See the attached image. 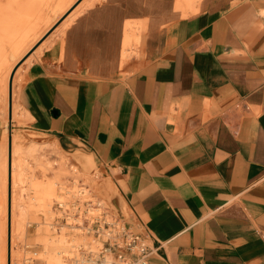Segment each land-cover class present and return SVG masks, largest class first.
Returning a JSON list of instances; mask_svg holds the SVG:
<instances>
[{
	"label": "crops",
	"instance_id": "0c3cea01",
	"mask_svg": "<svg viewBox=\"0 0 264 264\" xmlns=\"http://www.w3.org/2000/svg\"><path fill=\"white\" fill-rule=\"evenodd\" d=\"M175 4L79 2L21 60L17 126L100 173L148 264H264V0Z\"/></svg>",
	"mask_w": 264,
	"mask_h": 264
},
{
	"label": "rangeland",
	"instance_id": "374dc122",
	"mask_svg": "<svg viewBox=\"0 0 264 264\" xmlns=\"http://www.w3.org/2000/svg\"><path fill=\"white\" fill-rule=\"evenodd\" d=\"M60 1H64V6H67L66 10H63L64 6L58 5ZM81 1L82 0H0V50L6 56L7 66L14 65V69L18 66L14 76L15 79H13V88L19 82L22 71V69L20 68V63L24 56L38 42H42L46 34H48L53 29V26H56L59 21L67 13L74 9L76 5ZM13 17H17L21 21L10 23V18ZM27 20L30 21V24L27 22ZM131 22L133 23L135 21L132 20ZM23 23H28L30 26H32V35L23 46L22 51L16 52L14 48L9 45L8 40L12 36L11 33L13 32V30L24 27L25 24ZM139 32L141 33V30H132V32L129 33V35H126V38L124 39L126 41V44L129 43L131 45L129 48V57L126 60V63L129 62L132 56H136L138 58L140 55ZM139 66V63H133L131 65V68L132 70H134ZM1 104L2 103H0V141L3 135L7 134L9 154L10 138L12 139L13 137L15 140H18V142L23 145V147L27 151L33 153L32 155H43L44 161H49L50 165L56 169L60 168L63 172L62 181L64 184L58 183L56 185L55 195L50 202V211H47V208L43 206L44 204L39 202L36 188L32 186L29 187L26 196L28 202L34 208L35 216L38 218H42L44 222L47 221L48 223H32V225L28 227L27 233L23 236V240L16 243L14 242V240L16 239L15 234L13 232L12 237L11 230V164H9L8 167L6 180L3 173L0 172V264H10L11 252L13 253L11 264H37L41 262L37 260V257L43 253L44 244L47 241V238L50 236L55 238L59 237L60 235H65L71 239H81L80 241H83L81 245L88 244L93 240L90 235L77 234L76 232L71 231L66 226L59 230L57 229L55 224L56 222H60L54 210V202L58 198V195L63 194L64 192V190L61 188V185L67 187L69 185H72L73 183L75 184L77 180L78 185L75 184V187H78L79 184L80 186L88 187L93 193H91L92 195L88 194L90 199L95 197V200H103L104 203L109 206L108 201L104 200L105 198L101 196L100 189L98 188V184L101 182L100 173L97 171H95L94 174L83 172L78 166L70 161V158L65 153H63L57 142L49 141L50 136L48 134L30 130L27 131L21 127H18V120L16 115L14 121H10V111L8 122V118L5 115L4 110H2ZM2 155V152H0V159H2ZM32 173L33 175L35 174V176L37 177L36 179L43 178L44 176L43 172L41 171H34ZM36 201L38 203H41L42 205L40 204L36 206ZM11 240L13 241L12 250ZM79 244H74L73 246L71 245L67 247L68 251L71 250L72 247L80 246ZM61 247L62 246L57 245L55 250L60 251ZM17 252L21 253V258L19 260L15 259V254Z\"/></svg>",
	"mask_w": 264,
	"mask_h": 264
},
{
	"label": "bare ground",
	"instance_id": "6f19581e",
	"mask_svg": "<svg viewBox=\"0 0 264 264\" xmlns=\"http://www.w3.org/2000/svg\"><path fill=\"white\" fill-rule=\"evenodd\" d=\"M197 1L198 0H176L175 11H179L182 16H188L197 10ZM58 5L64 6V1H60ZM66 8L67 6H64L63 10H66ZM10 19V23H14L15 21H21L17 17H13ZM28 20L27 22L30 24V21ZM132 20L128 21L126 35H129L132 30L136 31L137 27H139L137 28V30L140 29L139 25H137L135 22H131ZM28 23H23L25 24L24 27L13 30V32L11 33L12 36L8 40L9 45L13 47L16 52L22 51L23 46L32 35L33 28ZM130 46L131 45L129 43L126 44V41L124 40L121 54L119 55L120 63L128 59ZM13 69L14 65L7 66L6 56L0 50V103H2V110H4V113L8 118V122L10 90L9 82ZM14 118L15 115L13 114L12 118H10V121H14ZM7 137V134H4L0 141V152H2L3 154L2 159H0V172L3 173L6 180L8 167L9 164H11V230L12 237L13 232L15 234L16 241L14 240V242L17 243L23 240V236L27 233L28 227H30L32 223H48L47 221L44 222L42 218H38L35 216L34 208L27 200V190L30 186L36 188L39 197V202L44 204L43 206L47 208V211H50V202L53 199V196L55 195L56 185L58 183L64 184L62 181L63 172L60 168L56 169L51 166L49 161H44L43 155H32L33 153L27 151L23 147V145H21L18 140H15L13 137L12 139L10 138V141L12 142V151H10V155L8 151ZM34 171L43 172V178L36 179L37 177L35 176V174L33 175L32 173ZM75 184L78 185L77 180ZM61 186V188L66 187L63 185ZM79 190L81 191L82 198L84 197L90 199L88 194H91L92 191L88 187H80ZM60 197L61 194L58 195V198ZM92 199L95 200V197H93ZM41 203H38L36 201V206L40 205ZM80 240L81 239L78 238L71 239L65 235H60L59 237L55 238H53L52 236L48 237L47 241L44 244L43 253L37 257V260L41 262L37 264H63L64 253H68L70 251H68L67 247L79 243V245H81L83 241ZM12 243L13 241L11 240V250ZM57 245L62 246L60 251L55 250ZM20 258L21 253L17 252L15 254V259L19 260ZM12 259L13 253L11 252V260Z\"/></svg>",
	"mask_w": 264,
	"mask_h": 264
},
{
	"label": "built area",
	"instance_id": "2783aa9c",
	"mask_svg": "<svg viewBox=\"0 0 264 264\" xmlns=\"http://www.w3.org/2000/svg\"><path fill=\"white\" fill-rule=\"evenodd\" d=\"M79 186L73 183L62 188L63 194L54 202L60 222L55 226L58 230L66 226L93 240L64 253L63 264H148L157 249L150 245L149 237L114 215L103 200L82 198L79 188L84 186Z\"/></svg>",
	"mask_w": 264,
	"mask_h": 264
},
{
	"label": "water",
	"instance_id": "95a60500",
	"mask_svg": "<svg viewBox=\"0 0 264 264\" xmlns=\"http://www.w3.org/2000/svg\"><path fill=\"white\" fill-rule=\"evenodd\" d=\"M17 67H15V69L13 70V73H12V76H11V80H10V90H9V111H10V118H12V115H13V79H14L15 72L17 70ZM10 151H12V142L11 141H10ZM10 264H11V258H10Z\"/></svg>",
	"mask_w": 264,
	"mask_h": 264
}]
</instances>
